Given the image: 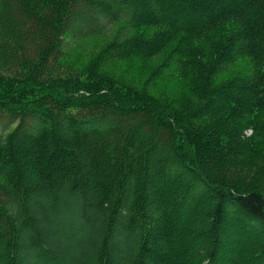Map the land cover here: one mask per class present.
<instances>
[{
  "label": "trees",
  "instance_id": "16d2710c",
  "mask_svg": "<svg viewBox=\"0 0 264 264\" xmlns=\"http://www.w3.org/2000/svg\"><path fill=\"white\" fill-rule=\"evenodd\" d=\"M263 180L264 0H0V264H264Z\"/></svg>",
  "mask_w": 264,
  "mask_h": 264
},
{
  "label": "bare ground",
  "instance_id": "6f19581e",
  "mask_svg": "<svg viewBox=\"0 0 264 264\" xmlns=\"http://www.w3.org/2000/svg\"><path fill=\"white\" fill-rule=\"evenodd\" d=\"M22 1H24V0H22ZM25 5V4H24ZM160 22V21H159ZM158 24V23H157ZM158 28V27H157ZM161 29V28H160ZM155 30H156V28H155ZM163 31V30H162ZM173 40H174V38H173ZM174 42H175V40H174ZM167 44V43H166ZM171 44H172V42H171ZM170 44V45H171ZM176 44H177V42H176ZM168 45H169V43H168ZM167 46V45H166ZM171 47V46H170ZM174 47V46H173ZM169 48V47H168ZM167 49V48H166ZM166 51V50H165ZM167 52V51H166ZM170 52V51H169Z\"/></svg>",
  "mask_w": 264,
  "mask_h": 264
},
{
  "label": "rangeland",
  "instance_id": "374dc122",
  "mask_svg": "<svg viewBox=\"0 0 264 264\" xmlns=\"http://www.w3.org/2000/svg\"><path fill=\"white\" fill-rule=\"evenodd\" d=\"M154 91H157V92H162V89L161 88H157L156 90H154ZM154 94V93H153ZM263 184H264V180H263Z\"/></svg>",
  "mask_w": 264,
  "mask_h": 264
}]
</instances>
